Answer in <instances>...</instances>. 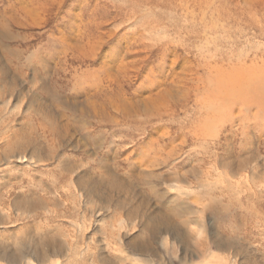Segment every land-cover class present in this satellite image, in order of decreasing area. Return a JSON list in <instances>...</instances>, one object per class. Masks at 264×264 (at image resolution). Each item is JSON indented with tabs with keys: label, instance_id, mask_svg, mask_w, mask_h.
I'll use <instances>...</instances> for the list:
<instances>
[{
	"label": "rangeland",
	"instance_id": "rangeland-1",
	"mask_svg": "<svg viewBox=\"0 0 264 264\" xmlns=\"http://www.w3.org/2000/svg\"><path fill=\"white\" fill-rule=\"evenodd\" d=\"M263 61L264 0H0V255L38 250L40 222L58 209L54 232L104 259L146 264L140 249L152 264H264V119L242 126L255 108L239 100ZM218 77L231 100L212 93ZM65 122L87 151L64 141L24 161ZM67 155L93 168L57 179ZM29 186L51 201L31 222Z\"/></svg>",
	"mask_w": 264,
	"mask_h": 264
},
{
	"label": "bare ground",
	"instance_id": "bare-ground-1",
	"mask_svg": "<svg viewBox=\"0 0 264 264\" xmlns=\"http://www.w3.org/2000/svg\"><path fill=\"white\" fill-rule=\"evenodd\" d=\"M218 49V48H217ZM216 49V50H217ZM219 51V49L217 50ZM216 53V51H215ZM219 53V52H217ZM217 53L213 56L214 58L217 57ZM213 55V54H212ZM216 56V57H215ZM175 63V62H174ZM179 65V64H178ZM214 66V65H213ZM210 68V74L213 75V78L217 77V74L214 72L216 67L212 68V66L209 67ZM208 68V69H209ZM254 68L255 70L257 71V74H256V79L252 82V88L248 90V92L244 95H241L239 100L242 101L246 107V109H249V108H255V110L253 112H249L248 113V117H246L242 122H241V125H246L247 122L248 123H251L252 120L251 117H253V119H264V61L262 62L261 65H254ZM210 82V88L211 90L213 91L212 93L214 94V96L217 97V99H224L225 101L227 100H231L227 94V91H226V87L230 86V84L232 83L231 81H229L228 79H225L223 77H218L216 80H215V83H214V86L211 87V80L209 81ZM209 86V85H208ZM209 91V90H208ZM172 94V93H171ZM170 94V95H171ZM211 94V93H210ZM209 95V94H208ZM206 96V95H205ZM146 97V96H145ZM172 97H174L172 95ZM212 97V96H211ZM210 97V98H211ZM204 98V97H203ZM173 99V98H172ZM201 99V98H200ZM207 99V98H206ZM210 100V99H209ZM216 100V99H215ZM201 102V101H200ZM203 103V102H202ZM207 103V102H206ZM217 103V102H216ZM149 103H147L148 105ZM150 107L152 108H155L152 103H150ZM194 104H197V103H194ZM201 104V103H199ZM204 104V103H203ZM234 104V103H232ZM198 105V104H197ZM197 105L196 108H197ZM202 105V104H201ZM200 105V106H201ZM210 106V105H209ZM199 108V107H198ZM197 108V109H198ZM203 108V107H202ZM235 108V107H234ZM232 108L234 111L235 109ZM195 109V110H197ZM154 110H157L154 109ZM200 110V109H199ZM220 110V109H219ZM156 112V111H155ZM201 111H198L197 112V117L195 118V120L197 122H202L203 125H205L208 120L205 122V118H203V116H201L202 113H200ZM161 113V112H160ZM205 113H208V111H206ZM222 114V113H221ZM228 114V113H226ZM231 114V113H230ZM233 114V113H232ZM161 116V115H160ZM219 116V115H218ZM217 117V116H216ZM239 117V116H237ZM241 117V116H240ZM244 117V116H242ZM218 121V120H217ZM233 121V120H232ZM239 121V120H238ZM195 122V123H197ZM8 123V122H7ZM70 122H65L64 124L63 123H58L56 127H53L52 130V134L54 136V139H52L51 141V149L49 148H46L44 146H42L43 148L41 149V151L38 153L37 150L33 149L31 152H32V155L30 156V158H28L27 160L25 159L24 161H29L30 163H33V162H42L41 160L43 159H50L52 158L53 156V153H55L56 151H58L60 148H64V141L65 143L67 144H71L72 146L75 145H79V146H83L85 147V151L88 150L87 146L90 145L88 143L87 140H84V139H78L76 136V134H71L72 133V129H70ZM232 123V122H231ZM230 123V124H231ZM255 124V122H253ZM194 124V123H193ZM234 124V123H233ZM195 125V124H194ZM197 125V124H196ZM202 125V124H201ZM71 126H74L72 125L71 123ZM200 125H198L197 127H199ZM203 127V126H201ZM199 127V129L201 128ZM212 127V126H211ZM79 128V127H78ZM214 128V127H213ZM253 128V127H252ZM251 128V129H252ZM7 132V131H6ZM196 132V131H195ZM2 134V132H0ZM257 133V132H256ZM25 134V133H24ZM197 134V133H196ZM235 134V133H233ZM24 136V135H23ZM80 137V136H79ZM32 138V137H30ZM96 139V138H95ZM94 139V140H95ZM99 139V138H98ZM133 139V138H132ZM10 140V138H9ZM42 142V141H41ZM96 143H99V140H95ZM15 143H20V144H16L14 145L13 147H22L24 142H18L16 141ZM101 143V142H100ZM228 143V142H227ZM12 144V142L8 141V146H10ZM94 144V143H93ZM102 144V143H101ZM221 146V145H220ZM13 149H16V148H13ZM217 149H221L220 147L217 148ZM223 149V148H222ZM16 151V150H15ZM53 152V153H52ZM153 152V151H152ZM49 154L50 157H46V154ZM86 153V152H85ZM42 154L44 156H42ZM106 161L107 159L105 158H101V166H98L100 169H103V172L104 174L107 173V165H106ZM134 161V160H133ZM95 162V161H94ZM116 162V161H115ZM150 162V161H149ZM97 164V163H96ZM99 164V162H98ZM97 164V165H98ZM108 164V163H107ZM226 164V163H225ZM93 163L90 161V160H87L81 157H77L75 158V156L71 157V156H68L67 155V158L63 161L60 162V164H57L54 168V171L57 170V179H69V182H71V178L70 176L72 174H75V173H79V172H83V171H88V170H91L93 168ZM144 166V164H142ZM228 165V164H227ZM141 167V163L140 165H138ZM151 166V165H150ZM231 166V165H229ZM60 169H57L59 168ZM111 168V167H109ZM146 168V167H145ZM148 169V168H147ZM141 171V170H140ZM102 172V171H101ZM133 173H138V169H136V167H133L132 168V174ZM150 177L154 178L156 177V174H153V172H150L148 174ZM180 177L182 176L181 174H179ZM77 176V175H76ZM148 176V177H149ZM159 176V175H158ZM73 178V177H72ZM81 178V177H80ZM145 178V177H144ZM158 178V177H156ZM169 178V177H168ZM76 179V178H74ZM73 179V180H74ZM79 179V178H78ZM89 179V178H88ZM72 180V181H73ZM81 180V179H80ZM83 180V179H82ZM169 180H171L169 178ZM9 181V179H8ZM78 181V180H77ZM63 182V181H62ZM85 182V181H84ZM3 184V183H2ZM8 184V183H6ZM72 185V184H71ZM1 188V187H0ZM2 191V190H1ZM6 192V191H5ZM46 194H41L40 192H38L37 188L35 187H32V186H29L28 189H27V200L26 202H31L32 205H34V208L30 209V208H27L26 207V211H25V217H26V220H28V222H31V220L29 218H32V219H37L40 214H43V213H46L48 211V209L50 208V206H47L48 204L51 203L50 201V197H49V194L50 192H47L45 191ZM29 193V195H28ZM2 194H5V193H0V201L2 200L1 199V195ZM3 202V201H1ZM0 202V203H1ZM4 203V202H3ZM2 204V203H1ZM56 207H59L60 205H55ZM33 210L35 211V213H33ZM40 210V212L38 213L37 211ZM4 213V212H3ZM4 215V214H3ZM1 216V215H0ZM8 217V216H7ZM61 217V214L59 213L58 209H53V217L51 218H48L46 221H43V222H40V225H41V232H40V235L38 236V244L40 245L39 249L38 250H33L31 246H27L26 249L24 250V255L21 254L17 257H14V256H8L6 253H1L0 257L1 258H4V259H7L9 260L10 262L12 263H17L19 261V258H25L27 260V264H38L35 259L37 261H40L41 263H44V262H47L50 260L51 258V254H59V255H62L64 253V250L65 248H67V250L69 251V254L67 255V259H65L64 262L62 263H58V264H90L89 263V259L93 262V264H128L129 262L133 261L134 258L131 257L130 255L126 254L125 252L122 251L119 252L120 255H114L113 257L112 256H109V258L107 259H104L101 258L100 256L98 255H95L93 254L92 252H87V253H83L80 251V245L78 243V240H74L72 239L73 236H70V234L68 236L64 235V234H61L60 233V230L57 229L55 232H54V228H53V225H50L51 222H58L59 218ZM9 220V218H8ZM5 221V218L3 217H0V225L2 226L1 222L4 223ZM10 222V220H9ZM161 224V223H160ZM4 225V224H3ZM58 225V224H57ZM60 226V225H59ZM30 227V226H29ZM38 226H35L34 227H31L29 229H27V235H30L32 232L35 233L36 231V228ZM6 228V227H5ZM33 228V230H32ZM3 229V228H2ZM169 230V226H164L162 230L166 231ZM167 232V231H166ZM70 233V232H69ZM154 237V236H153ZM35 238V237H34ZM165 238V237H164ZM45 240V242H44ZM142 248L144 249H147L150 251V253H153L156 255V252L155 250L150 247V246H147L146 242H142ZM2 245V244H1ZM8 246V244L6 245V247ZM224 244L222 243H219L218 244V247H223ZM3 247V246H2ZM4 248V247H3ZM132 248L134 250H137V242L135 239L132 240ZM3 252V250H1ZM139 251V254H145V255H142L143 256V261L146 263V264H152L154 261H156L154 259L153 256L149 255V254H146L144 252V250H140L138 249ZM240 252V251H239ZM118 253V254H119ZM85 254V257L84 259H82V255ZM34 258V259H33ZM162 258V257H161ZM159 259L158 261H161L160 264H167V262L163 261L162 259Z\"/></svg>",
	"mask_w": 264,
	"mask_h": 264
}]
</instances>
